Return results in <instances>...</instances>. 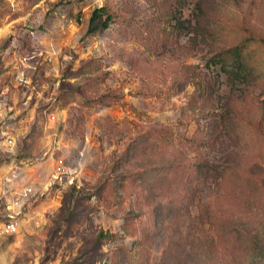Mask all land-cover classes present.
Listing matches in <instances>:
<instances>
[{
  "label": "rangeland",
  "instance_id": "obj_1",
  "mask_svg": "<svg viewBox=\"0 0 264 264\" xmlns=\"http://www.w3.org/2000/svg\"><path fill=\"white\" fill-rule=\"evenodd\" d=\"M0 221V264H264V0H0Z\"/></svg>",
  "mask_w": 264,
  "mask_h": 264
},
{
  "label": "trees",
  "instance_id": "obj_2",
  "mask_svg": "<svg viewBox=\"0 0 264 264\" xmlns=\"http://www.w3.org/2000/svg\"><path fill=\"white\" fill-rule=\"evenodd\" d=\"M104 14H106L104 8H98L92 12V15L88 23V29H87L88 33L95 32L98 29L104 30L108 27V22L110 20L108 15L106 16V20L103 23H101L100 25L98 24L100 22L101 17ZM242 48L243 46H238L228 49L226 51L227 53L226 61H224V59H219V62H221L222 67L223 66L230 67L229 69H225L224 67L223 68L226 70L227 77L232 80L235 79L244 80L249 75V71L248 69H246V66L243 61L244 57L241 56Z\"/></svg>",
  "mask_w": 264,
  "mask_h": 264
},
{
  "label": "built area",
  "instance_id": "obj_3",
  "mask_svg": "<svg viewBox=\"0 0 264 264\" xmlns=\"http://www.w3.org/2000/svg\"><path fill=\"white\" fill-rule=\"evenodd\" d=\"M16 232V225L11 221H0V238Z\"/></svg>",
  "mask_w": 264,
  "mask_h": 264
}]
</instances>
